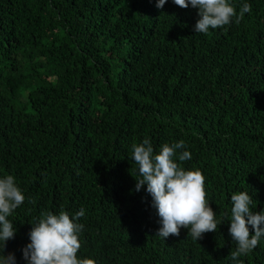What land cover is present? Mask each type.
I'll use <instances>...</instances> for the list:
<instances>
[{
  "label": "trees",
  "instance_id": "1",
  "mask_svg": "<svg viewBox=\"0 0 264 264\" xmlns=\"http://www.w3.org/2000/svg\"><path fill=\"white\" fill-rule=\"evenodd\" d=\"M228 2L251 12L203 34L198 9L173 0H0V178L14 176L25 196L5 255L27 264L40 214L83 208L78 259L237 264L231 194L264 210V0ZM144 138L155 152L185 142L182 166L204 175L216 232L155 235L146 185L134 191L131 145ZM238 260L264 264V237Z\"/></svg>",
  "mask_w": 264,
  "mask_h": 264
},
{
  "label": "clouds",
  "instance_id": "2",
  "mask_svg": "<svg viewBox=\"0 0 264 264\" xmlns=\"http://www.w3.org/2000/svg\"><path fill=\"white\" fill-rule=\"evenodd\" d=\"M166 2L157 0L156 7L162 9ZM173 3L182 9L189 6L198 9L199 19L194 32L203 34H207L209 29L229 25L233 17L239 24L244 15L251 12V5L244 3L237 15L228 0H173ZM186 147L185 142L180 140L172 144L163 143L155 152L148 138L132 143V160L138 166L137 172L141 177L135 179L134 191L139 192L146 185L151 207L159 217L157 223L160 227L156 236L163 239L179 237L181 229H187V236L199 241L205 233L216 232L219 222L206 199L204 175L199 169L185 170L182 166V162L191 159V153L183 150ZM230 199L232 207L228 233L237 247L229 253V258L243 264L238 258L255 249L264 237V210L254 211L253 197L247 191L234 192ZM24 201L25 196L14 176L0 178V241L3 242L0 264H16L13 253L4 254L6 242L14 239L16 234V228L8 217ZM84 215L83 208L71 217L63 209L59 214L42 212L38 220L31 224L28 233L30 243L22 250L23 259L27 264H96L94 259L77 257L81 248L79 237L84 229L78 221ZM250 228L254 234L250 233Z\"/></svg>",
  "mask_w": 264,
  "mask_h": 264
}]
</instances>
